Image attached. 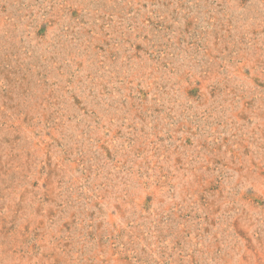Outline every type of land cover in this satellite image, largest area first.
I'll return each instance as SVG.
<instances>
[{
	"label": "rangeland",
	"instance_id": "374dc122",
	"mask_svg": "<svg viewBox=\"0 0 264 264\" xmlns=\"http://www.w3.org/2000/svg\"><path fill=\"white\" fill-rule=\"evenodd\" d=\"M0 264H264V0H0Z\"/></svg>",
	"mask_w": 264,
	"mask_h": 264
}]
</instances>
